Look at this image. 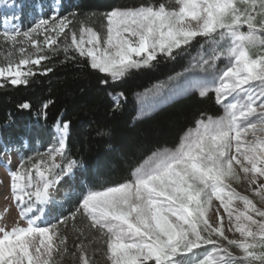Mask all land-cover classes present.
<instances>
[{"label": "snow or ice", "instance_id": "obj_1", "mask_svg": "<svg viewBox=\"0 0 264 264\" xmlns=\"http://www.w3.org/2000/svg\"><path fill=\"white\" fill-rule=\"evenodd\" d=\"M257 4L264 14V0H161L158 5L114 7L100 14L106 20L102 26L106 32L81 21L79 37L75 30L65 33L77 13L60 16L59 6L53 4L52 15L41 17L28 30L3 32L0 38L6 43L27 42L34 50L25 55L24 47L18 49L22 55L15 71L12 61L0 66V78L11 77L12 85L27 84V77L36 74L31 68L20 71L19 66H40L50 58L39 55L45 49L33 38L41 30L49 34L42 42L48 50L55 53L53 45L63 35L66 59L75 58L67 56L71 49L86 58L92 70L113 81L132 69L152 67L158 55L175 59L181 54L177 49L202 38L199 71L204 76L199 94L203 98L213 92L224 114L206 119L202 115L175 148L154 152L132 170L130 180L105 188L85 185L75 210L58 221L64 224L80 215L95 229L91 239L78 230L83 239L71 255L79 252V264H92L98 249H92V256L88 249L97 242L105 245L110 264H264V209L231 187L243 173L250 188L255 185L251 188L255 195L264 196V20L257 23L253 15ZM21 36L23 41L18 40ZM225 40L227 46L220 48ZM205 45L211 53L207 58ZM252 48L259 51L253 54ZM219 59L226 64L217 69ZM51 71L44 68L41 74ZM52 103L46 101L42 109ZM115 106L119 107L118 99ZM18 107L30 110L31 105L24 102ZM55 127L54 146L47 153H37L35 162L32 156L22 158L15 170L5 164L23 226L19 222L11 230L0 226V264H57V258L69 252L67 237L60 234L58 224L44 223L50 190L65 177L73 179L74 169L80 166L66 154L69 123L57 121ZM214 200L219 201L212 214L215 223L209 215ZM235 200L242 201L243 211L234 209ZM220 208L231 225L228 230L234 227L241 240L225 235ZM213 236L227 240L242 255L234 256ZM199 249L204 251H194Z\"/></svg>", "mask_w": 264, "mask_h": 264}, {"label": "trees", "instance_id": "obj_2", "mask_svg": "<svg viewBox=\"0 0 264 264\" xmlns=\"http://www.w3.org/2000/svg\"><path fill=\"white\" fill-rule=\"evenodd\" d=\"M63 16L75 12L77 16L65 33L86 26L99 30L104 22L101 13L114 7H136L149 2L158 5L161 0H67ZM1 3V0H0ZM174 6V5H170ZM95 13L96 15H91ZM70 19H72L70 17ZM64 36L61 35L59 40ZM198 38L190 46L178 49L180 55L175 59L158 56L152 67L132 69L113 81L105 74L92 70L86 58L78 53H48L42 66L36 68L35 75L27 84L12 85L8 82L0 86V142L4 149H19L21 159L32 153H45L54 145L56 122H68L70 125L66 141V154L79 162L82 180L80 193L85 185L105 188L131 179L132 170L143 164L154 152L164 148H175L190 128L196 127V121L208 116L219 117L223 108L215 101V94L201 97L197 93L175 99L158 107L152 114L138 118L139 96L168 79L182 74L190 65V59L199 51ZM204 50H207L205 45ZM44 68H51L47 74H41ZM107 79V84H101ZM122 93L123 95H118ZM119 100V107L115 106ZM53 101L46 110L42 105ZM28 102L30 110H22L19 104ZM46 113V114H45ZM98 132L105 133L97 135ZM26 164L25 167H29ZM79 193V194H80ZM79 195L66 202L69 217L78 205ZM53 212L56 204L52 205ZM89 222L80 215L69 219L60 226V234L67 237L69 252L57 258V264H79L75 245L80 242L82 229L91 239L95 229L88 227ZM87 243V241H85ZM98 249L92 264H110L104 255L102 242L93 244Z\"/></svg>", "mask_w": 264, "mask_h": 264}, {"label": "rangeland", "instance_id": "obj_3", "mask_svg": "<svg viewBox=\"0 0 264 264\" xmlns=\"http://www.w3.org/2000/svg\"><path fill=\"white\" fill-rule=\"evenodd\" d=\"M77 0H75L76 2ZM15 5V8L12 5ZM53 4H57L59 6V15L63 16L66 7H70V2L67 0H1L0 3V37L4 31L12 32L14 30L19 31H26L32 26H34L35 22L38 21L41 17L47 18L52 15L50 6ZM21 5H24L21 8ZM35 5V7H33ZM240 7H245V5H240ZM249 11H252L249 8ZM253 15L256 18L257 23L264 20V14L261 13L259 6L257 4V10L253 12ZM106 25V20L99 26L100 33L106 32V29L102 27ZM77 32V36L79 37V30L78 28H74ZM67 29H65V32ZM49 35L48 33H44L42 30L41 32L36 35L34 34L33 38L41 42V46L44 47V51L39 53V55H47L48 53H52L50 50L47 49L46 45H43L42 42L45 39V36ZM54 35V34H51ZM60 38V37H59ZM57 40V45H53V47L57 48L56 52L64 53L63 47L65 44V38ZM200 37H197L198 39ZM202 39V38H200ZM18 40L23 41V37H18ZM70 40V36H69ZM193 43V42H192ZM228 41H222L219 45L220 48L226 47ZM187 45L183 46L186 47ZM20 47H24L26 49L25 55L33 52L34 50L31 48L29 43L23 42L18 43L16 45H12L11 42H5L2 38H0V66H7L9 61L14 62L13 71L16 70L15 64H18L19 59L21 58V53H19L18 49ZM182 47V48H183ZM178 50V49H177ZM69 51H72L71 49ZM249 51L253 54H256L259 50L252 48ZM75 52V51H72ZM205 58L210 55L209 47L207 46V50H204ZM163 56V55H158ZM157 56V57H158ZM201 53L198 51L196 56L190 59L189 67L183 72L182 74L176 75L173 78L168 79L166 82L161 83L153 87L152 89L148 90L138 98V102L140 105V110L138 114V118H143L152 114L158 107L170 103L171 101L187 96L189 94L197 93L199 94V89L202 83L201 78L204 76V73L199 71V61H200ZM45 60L41 61L40 66L36 65H27V66H19L20 71H27L28 68H31L34 72L36 68L42 66V63ZM154 62V61H153ZM226 64V60L219 59L216 62L217 69L223 68ZM33 76V75H31ZM31 76L27 77L29 79ZM11 77H3L0 78V85L8 82L10 83ZM11 84V83H10ZM21 85V84H20ZM17 86V85H15ZM213 93L209 92L208 94ZM214 94V93H213ZM200 95V94H199ZM249 139L252 137L249 136ZM52 145L50 148H52ZM49 148V149H50ZM48 149V150H49ZM47 150V152H48ZM45 152V153H47ZM19 149L12 147L7 151L2 149L0 144V226H7V230H11V228L19 222L21 226H23V221L20 220L19 211L16 206V202L13 201V198L10 193V177L8 172L5 168V164H7L8 168L15 170L20 162H21V155ZM44 154V153H41ZM233 154H235V149L233 148ZM30 156L34 157L35 159H39L36 153H32ZM27 160V158H25ZM57 161H60V157H57ZM234 167L237 168L239 171V166L235 165ZM74 178L69 179L65 177L62 179L59 184L56 185L55 188L51 189V203L47 205V213L45 216L44 223L46 224H58V221L63 219L65 215H67V206L66 202L72 200V198L77 197L80 193V182L82 180V175L79 168L74 169ZM241 176V180L236 182L233 180L231 182L232 189L235 190L239 195L246 196L250 200H252L258 208L264 209V196H257L251 190L254 188L255 185H252L251 188L249 186V181L244 178L243 173H239ZM34 175V172H33ZM250 175V174H249ZM56 204V211H59V214L56 215L52 210V205ZM219 206V201L214 200L212 209H210L209 215L212 216L213 222H216V218L212 215L214 210ZM233 207L237 211H243L244 205L242 201L235 200L233 203ZM220 214L224 216V228H225V235L228 239L232 240H241L242 237L238 232L235 231V228L232 227V230L229 231V227H231L226 214L222 208L219 209ZM254 215V214H253ZM47 217V218H46ZM255 219H261L260 217L254 216ZM66 222V221H65ZM63 224H58V227ZM60 231V229H59ZM213 239L219 240V243L227 248L232 252L234 256H241L242 253L238 248L235 246L229 245L227 240L222 238L213 236ZM207 248H211L212 246H206ZM197 252H203L204 249L194 250ZM149 264H154V262H149Z\"/></svg>", "mask_w": 264, "mask_h": 264}]
</instances>
